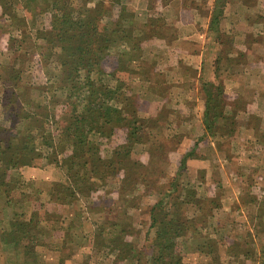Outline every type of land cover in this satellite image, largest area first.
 I'll list each match as a JSON object with an SVG mask.
<instances>
[{
  "label": "rangeland",
  "instance_id": "rangeland-1",
  "mask_svg": "<svg viewBox=\"0 0 264 264\" xmlns=\"http://www.w3.org/2000/svg\"><path fill=\"white\" fill-rule=\"evenodd\" d=\"M53 3L109 41L94 76L112 129L84 138V182L61 161L68 40L46 31ZM0 124L34 153L8 172L0 234L38 224L0 240V264H264V0H0Z\"/></svg>",
  "mask_w": 264,
  "mask_h": 264
},
{
  "label": "trees",
  "instance_id": "trees-1",
  "mask_svg": "<svg viewBox=\"0 0 264 264\" xmlns=\"http://www.w3.org/2000/svg\"><path fill=\"white\" fill-rule=\"evenodd\" d=\"M53 4L54 5L50 7L52 13L50 29L46 31L48 35L52 36L54 39L56 38V40L61 37H63L65 41L68 40V46L66 48L65 46L63 47L64 54L58 55L57 62L63 68V72L60 71V76L61 80L64 82L63 88L66 89L65 91L67 93L65 99L69 106L65 128L69 131L68 136L70 137V141L73 140V143H71L73 153L70 152L68 155H63L61 161L66 162L68 165L65 168L66 181L74 182L77 178L78 182H84L85 179L90 177L89 173L92 172L91 169L88 170L85 165L83 166V164H81L84 155L86 156V154L92 150V148L85 149L84 138L90 130L93 129L95 133H98L100 136L108 137L112 129L107 127L109 121L104 120L106 109L105 102L109 97V92L107 88H103L100 83L96 82L97 79L94 76L96 74L101 73L102 75L105 73L100 67H102L101 61L107 56L104 53V49L107 47L109 41L108 38H105V35L99 31L97 27V18L95 16L79 17L80 9H75L72 3L67 6H58L57 3ZM122 8L123 7H121V9ZM124 37L126 36L124 35L119 39L113 38V40H124ZM71 41L73 43H70ZM16 78L17 77H12L11 81H14L13 79ZM17 84V82L14 83V86L17 87ZM3 94H8V89H5ZM97 98L98 102H96ZM81 105H83L82 110L78 108V106ZM13 106L14 108H12L11 111L15 115V118L25 119V117L29 116L28 113L24 112L25 109L23 106L20 107L17 102H14ZM70 128L73 130H70ZM7 132L8 130L2 128L0 124V196L4 194V198L12 189L10 188L12 179L11 181L8 180V172L17 164L15 159L21 157L22 161L20 163H23L26 162L24 160H28V155H34L33 150H30L27 154L24 153V150H26L23 149L24 142L22 143L23 147L17 143L13 145L12 138H10ZM27 139L28 138H26V140ZM128 140L130 139L128 138ZM121 147L115 150V158L122 159L123 161L126 151L122 154L120 152ZM87 155L88 158L85 157L84 163H92V165L95 166L94 160L96 157L90 153ZM29 160H31V157H29ZM122 164L121 162L120 167ZM80 170H83L81 174ZM116 170H119V167L116 168ZM171 218L173 217L171 216ZM32 221V218L28 221L22 219L16 221V223L13 224L16 228L15 230L11 231L10 229H6L2 231L0 234L1 242L8 244L15 240L22 241L27 233L31 231L30 229L34 228L35 225L30 227ZM37 222H39L38 219ZM162 223L163 229L172 228V225L176 228H174L175 232L180 228L183 229L174 219L164 220ZM35 228L38 230V224H36ZM158 234L162 237H167V234L170 236V232L168 231L159 232ZM34 241L35 238L33 239V242ZM172 245L173 244H171V247ZM162 263L166 264L164 262Z\"/></svg>",
  "mask_w": 264,
  "mask_h": 264
}]
</instances>
